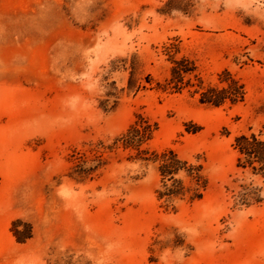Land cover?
Here are the masks:
<instances>
[{"label": "rangeland", "instance_id": "obj_1", "mask_svg": "<svg viewBox=\"0 0 264 264\" xmlns=\"http://www.w3.org/2000/svg\"><path fill=\"white\" fill-rule=\"evenodd\" d=\"M263 126L264 0H0V264H264Z\"/></svg>", "mask_w": 264, "mask_h": 264}, {"label": "trees", "instance_id": "obj_2", "mask_svg": "<svg viewBox=\"0 0 264 264\" xmlns=\"http://www.w3.org/2000/svg\"><path fill=\"white\" fill-rule=\"evenodd\" d=\"M188 68L174 67L172 73L174 78L179 77L182 71H187ZM200 101L210 102L215 105H219L225 102L227 99L233 102L236 96H242V84L234 78L227 82L225 87L211 86L206 88H201ZM234 148L237 152V165L246 167L251 166V168L264 175V126L259 130L258 133H242L235 137ZM164 161L161 165V173H170L177 169L180 160L174 153L163 155ZM195 179H199L201 175L199 174V168L193 175Z\"/></svg>", "mask_w": 264, "mask_h": 264}]
</instances>
